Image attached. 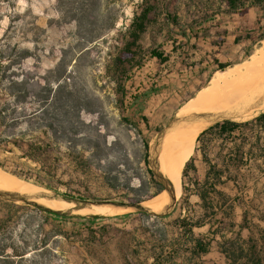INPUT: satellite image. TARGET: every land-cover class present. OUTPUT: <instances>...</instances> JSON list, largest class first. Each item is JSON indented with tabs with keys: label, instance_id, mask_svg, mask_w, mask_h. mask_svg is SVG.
<instances>
[{
	"label": "rangeland",
	"instance_id": "rangeland-1",
	"mask_svg": "<svg viewBox=\"0 0 264 264\" xmlns=\"http://www.w3.org/2000/svg\"><path fill=\"white\" fill-rule=\"evenodd\" d=\"M0 1V110L9 102L5 119L13 124L8 133L0 126V168L39 188L44 196L35 202L41 207L39 200L61 201V196L73 199L62 202L75 209L85 202L141 203L157 195L151 140L176 115L191 112L181 108L215 72L225 70L217 63L241 65L264 49V8L226 18L220 0H157L159 14L141 36L138 65L115 73L113 61L128 41L142 0H99L101 16L81 32L63 19L56 0H17L14 8L9 0ZM211 37L218 48L204 52L202 40ZM152 49L168 60L151 58ZM10 82L13 96L8 97ZM260 113L228 120L243 123ZM29 145L43 148L36 160L26 156ZM191 177L181 175L180 197L156 217L126 206L112 216L71 208L53 210L61 215L51 216L0 198V246L24 254L15 264H152L147 229L166 236L175 220L191 222L200 213ZM257 182L250 217L261 226L264 247V180Z\"/></svg>",
	"mask_w": 264,
	"mask_h": 264
},
{
	"label": "crops",
	"instance_id": "crops-1",
	"mask_svg": "<svg viewBox=\"0 0 264 264\" xmlns=\"http://www.w3.org/2000/svg\"><path fill=\"white\" fill-rule=\"evenodd\" d=\"M246 7L247 13L254 11L256 14L259 9L258 6L249 4H246ZM221 15L227 18L238 14L227 12L222 3ZM212 40L213 37L202 40L204 52L218 48L217 43ZM163 55L167 56L166 53ZM171 55L176 57L178 50L175 49ZM257 131L256 126L249 125L236 127L225 133L212 129L201 135L191 155L196 174L188 172L192 173L191 193L200 209L199 215H195L191 222L199 221L201 226L192 228V235L183 234L174 223L167 227L166 236L163 230L147 229L150 247L154 251L150 257L152 264H252V254L261 256V264H264V247L262 239L258 236V231L262 229L261 226L254 225L250 217L251 210L257 206V187L260 185L257 181L264 180V152L257 148L264 146V139L261 138L257 142ZM260 134L262 135L261 132ZM209 172L217 174L214 184L216 190L221 193L219 197H214L212 202L217 210L213 217L206 215L203 205L194 194L192 183L194 179L201 183ZM259 192V196H263V192ZM170 229L174 232L173 239L169 237ZM161 235L164 240H161ZM192 238L209 241L208 252L193 255ZM156 242L160 244L158 251ZM230 245L234 247L230 249Z\"/></svg>",
	"mask_w": 264,
	"mask_h": 264
},
{
	"label": "bare ground",
	"instance_id": "bare-ground-1",
	"mask_svg": "<svg viewBox=\"0 0 264 264\" xmlns=\"http://www.w3.org/2000/svg\"><path fill=\"white\" fill-rule=\"evenodd\" d=\"M206 84L181 108L191 112L176 115L171 126L149 143L151 168L169 180L173 194L169 195L166 191L158 193L140 203L144 209L161 213L180 197L182 169L194 151L198 133L207 124L220 118L246 120L264 112V49L255 52L241 65L215 72ZM199 115L207 118H197ZM0 189L32 199L41 194L39 188L1 168ZM39 201L52 210L71 208L70 210L79 214L112 216L123 211L121 207L111 204H88L74 209L73 204L60 200Z\"/></svg>",
	"mask_w": 264,
	"mask_h": 264
},
{
	"label": "trees",
	"instance_id": "trees-1",
	"mask_svg": "<svg viewBox=\"0 0 264 264\" xmlns=\"http://www.w3.org/2000/svg\"><path fill=\"white\" fill-rule=\"evenodd\" d=\"M9 1L11 2L9 6L14 8L17 0H9ZM77 2L81 3V5L78 7L75 6V3ZM220 2L224 3L227 12L236 13L239 16H244L247 14L246 4H249L250 6H258L264 8V0H220ZM56 4L63 19L73 21L76 25V29L78 32H81L83 29H85L86 25L90 27H94L98 18L101 16V14L98 13L99 0H78V1L56 0ZM158 14H159V4L157 0H142L139 13L133 16L131 23L129 25L128 41L118 51L113 61L115 73H123L125 71L124 69L125 65H128L129 67H133V65L134 66L138 65L140 60L139 43L141 36L146 32L147 28L150 25L156 23ZM165 18L167 21L174 20V17H170L169 14L168 15L166 14ZM0 20H1V15H0ZM94 38L95 35L92 36L88 41H93ZM149 55L151 58H155L160 63H164L168 60L167 56H164L163 53L156 51L154 49L150 51ZM217 66L219 70H224L229 65L217 63ZM12 85L13 83L10 82L7 87V89L9 90V92H7L8 97L13 96ZM9 107H10L9 102H7L0 110V126L5 131H7L13 125L12 121H10L11 119L9 120L5 119L6 114H8ZM143 121H145L144 118ZM249 125L251 126L254 125L258 128L257 142H259L261 138L264 139V112H262L256 117H254L252 120L243 123H234L231 121H223L220 123H216L210 126L209 128H207L206 130L204 131L202 130L203 132L201 131L199 133L200 135L197 138V141H199L201 135L208 130L218 129L219 133H225L231 131L233 128L247 127ZM260 132L262 133V135L260 134ZM6 133H8V131ZM4 140H9L8 134L7 136L4 137ZM257 148L260 149V152H264V146L262 148L259 147ZM144 149L147 151V145H144ZM42 151L43 148L41 146L29 145L26 151V156L31 160H36L37 155L42 153ZM147 159H148V154L146 152L144 155L145 164H147L148 162ZM191 159L192 158L190 157L189 160L184 164V167L182 169L181 175L183 180L189 171H192L193 174H196V168L193 166ZM148 173L152 175L150 171H148ZM216 175L217 174L214 172H209L206 174L204 180L201 183L198 182L197 179H194L192 182L195 188L194 194L200 200L201 204L203 205V208L205 209V213L208 217H213L215 215L217 210L214 209L212 202L214 200V197L216 198L221 195V193L218 192L215 188L214 181L216 180ZM152 182L158 187L157 194L161 192L162 190L161 185L156 180L152 179ZM181 191H182V187H181ZM138 203L139 201H135V202L130 201L129 204H138ZM5 204L11 206L15 205V203L7 202V201H5ZM26 206L30 207V205H24V207ZM32 208L45 215L58 216V214L54 212L41 209L37 206H32ZM217 208H219V206ZM141 214L144 216H153L144 212ZM153 217L156 216L154 215ZM174 224L178 226V228H180L183 234H187V235L188 234L192 235L191 232L192 228H198L201 226V223L199 221L188 222L185 219L175 220ZM163 236L161 235V240H164ZM192 241H193V246L191 248V253L193 255H200L208 252L209 241L203 238H192ZM42 244H44V242ZM229 247L230 249H232L234 246L230 245ZM23 255H24L23 253L21 254L15 253L13 249H12V253L9 254L6 252V248L4 245L0 246V264H15L14 258L16 257L19 258V260H21ZM251 262L252 264H261L262 258L259 255L252 254Z\"/></svg>",
	"mask_w": 264,
	"mask_h": 264
},
{
	"label": "water",
	"instance_id": "water-1",
	"mask_svg": "<svg viewBox=\"0 0 264 264\" xmlns=\"http://www.w3.org/2000/svg\"><path fill=\"white\" fill-rule=\"evenodd\" d=\"M200 119L202 118V119H206L207 117L206 116H204V115H201V116H198ZM229 118H220V119H217V120H213V121H211V122H213L214 124H216V123H220V122H223V121H229L228 120ZM172 124V123H171ZM171 124L168 126V127H170L171 126ZM167 127V128H168ZM149 163H150V159H149ZM152 170L155 172V177H156V180H157V182L161 185V187H162V190H161V192L162 191H166L169 195H172L173 194V188H172V185H171V183L169 182V180H167L166 178H164L163 176H161L160 174H158L153 168H152ZM161 192H159V193H161ZM42 196H44V195H39L37 198H35V199H32V198H30V197H27V196H23V195H19V194H15V193H12V192H7V191H1L0 190V198L1 199H3V200H5V201H7V202H12V203H17V202H21V203H23V204H25V205H30V206H37V207H39V208H41V209H44V210H47V211H51V212H54V213H56V214H58V215H61V214H59V213H57L56 211H53V210H51V209H49V208H46V207H41L40 205H38L35 201L36 200H38V199H40ZM64 200H73V199H70V198H66V197H62L61 196V201H64ZM88 204H97V205H101V204H110L109 202H107V201H105V202H85V203H82L81 204V206H77V207H75V209H77V208H81V207H83V206H85V205H88ZM111 205H113V206H117V207H121V208H123L124 206H126V207H134V208H136V209H138V210H140L142 213L144 212V213H147V214H150V215H155V216H159L158 214L159 213H154V212H152V211H149V210H147V209H144L141 205H140V203H138V204H111ZM170 207H172V205H170L169 207H168V209L170 208Z\"/></svg>",
	"mask_w": 264,
	"mask_h": 264
}]
</instances>
